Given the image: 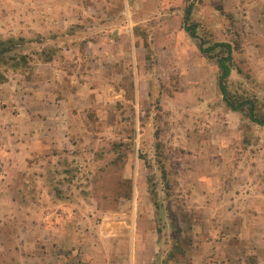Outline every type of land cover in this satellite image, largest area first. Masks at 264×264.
<instances>
[{
  "label": "rangeland",
  "instance_id": "rangeland-1",
  "mask_svg": "<svg viewBox=\"0 0 264 264\" xmlns=\"http://www.w3.org/2000/svg\"><path fill=\"white\" fill-rule=\"evenodd\" d=\"M192 1L0 0V264H264V126L199 52L264 111V5Z\"/></svg>",
  "mask_w": 264,
  "mask_h": 264
},
{
  "label": "trees",
  "instance_id": "trees-1",
  "mask_svg": "<svg viewBox=\"0 0 264 264\" xmlns=\"http://www.w3.org/2000/svg\"><path fill=\"white\" fill-rule=\"evenodd\" d=\"M194 1V0H193ZM193 1L188 3L184 10V24H187L190 20L193 11ZM184 30L192 38H196V27L194 24L185 27ZM13 40L1 41L0 42V65L7 66L9 69L17 70L25 67L28 64V57L26 54H17L12 51ZM200 42L199 52L206 55L208 59H216L218 67V78H217V88L222 97V101L226 107L232 112L244 113L250 122L263 127L264 126V111H262V106L259 104L257 99L248 97L246 94L232 93L228 89V79L233 71V52L235 47L228 42H215L210 46ZM42 63L52 62L51 56L44 57ZM7 82V77L5 74L0 72V84ZM161 178L165 182L166 172L163 167L160 168ZM149 184V196L153 205L157 208L158 205V195L155 188L154 180L148 179ZM129 198V195L125 196ZM171 213V211H170ZM174 220V219H173ZM175 233L178 232V228L174 229Z\"/></svg>",
  "mask_w": 264,
  "mask_h": 264
},
{
  "label": "crops",
  "instance_id": "crops-1",
  "mask_svg": "<svg viewBox=\"0 0 264 264\" xmlns=\"http://www.w3.org/2000/svg\"><path fill=\"white\" fill-rule=\"evenodd\" d=\"M260 1V2H259ZM258 5H264V0H256L255 1ZM260 3V4H259ZM263 7L261 6V11H263V9H262ZM262 13V12H261ZM209 240V239H208ZM208 242H211V243H209L211 246H209V250H213V249H216V251H217V248L215 247L214 248V240H212V241H208ZM228 249H229V247H228ZM228 252V251H227ZM206 255H207V253H205V254H203V255H200L199 257H197L196 258V263L195 264H206V263H204L203 261H204V259H205V257H206ZM217 257V254L215 255V258ZM219 258V257H218ZM134 260H135V255H134V253H132V254H130V256L126 259L125 257L124 258H121V256H120V259H119V261H124V262H126V264H127V262H128V264H134ZM150 261H151V255L148 257V258H146V260H145V263L144 264H149L150 263ZM209 262V261H208ZM230 262H232V260H231V257H230V255H229V253H228V256L226 255H223L222 256V258H219V260H218V263L217 264H229ZM210 264H213V263H210Z\"/></svg>",
  "mask_w": 264,
  "mask_h": 264
}]
</instances>
